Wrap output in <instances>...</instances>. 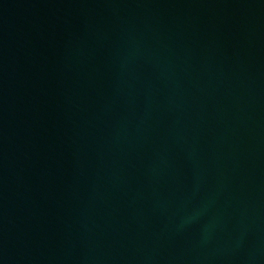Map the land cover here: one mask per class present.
Instances as JSON below:
<instances>
[{
    "label": "water",
    "instance_id": "water-1",
    "mask_svg": "<svg viewBox=\"0 0 264 264\" xmlns=\"http://www.w3.org/2000/svg\"><path fill=\"white\" fill-rule=\"evenodd\" d=\"M0 264H264V0H0Z\"/></svg>",
    "mask_w": 264,
    "mask_h": 264
}]
</instances>
